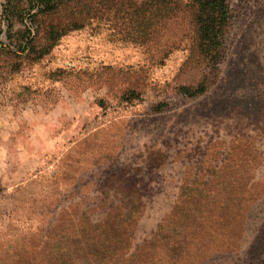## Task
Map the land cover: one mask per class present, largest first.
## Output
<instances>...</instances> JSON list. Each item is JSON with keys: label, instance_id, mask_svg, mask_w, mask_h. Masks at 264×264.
<instances>
[{"label": "rangeland", "instance_id": "1", "mask_svg": "<svg viewBox=\"0 0 264 264\" xmlns=\"http://www.w3.org/2000/svg\"><path fill=\"white\" fill-rule=\"evenodd\" d=\"M197 16L78 0L0 55V264H264V0L210 55Z\"/></svg>", "mask_w": 264, "mask_h": 264}, {"label": "trees", "instance_id": "2", "mask_svg": "<svg viewBox=\"0 0 264 264\" xmlns=\"http://www.w3.org/2000/svg\"><path fill=\"white\" fill-rule=\"evenodd\" d=\"M78 0H5L2 6L3 27H0V35H5L8 44L0 50V55L14 56L23 53L28 44L39 35L45 40V44L51 46L55 38L64 35L65 32L79 28L76 19L65 17L57 23H52L51 18L58 15L61 10L70 3ZM198 6L197 31L198 47L205 55L218 51L222 24L227 15V0H195ZM71 11H77L76 5ZM79 14L74 12V14ZM29 34L31 39H26ZM29 41V42H28ZM18 57V56H17ZM16 70V69H15ZM184 92H188L183 87ZM199 89L197 92H202Z\"/></svg>", "mask_w": 264, "mask_h": 264}]
</instances>
